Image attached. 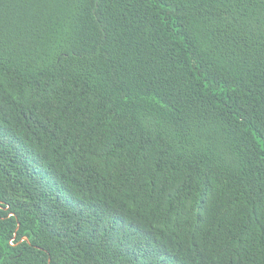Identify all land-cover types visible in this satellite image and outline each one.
<instances>
[{"label":"trees","instance_id":"16d2710c","mask_svg":"<svg viewBox=\"0 0 264 264\" xmlns=\"http://www.w3.org/2000/svg\"><path fill=\"white\" fill-rule=\"evenodd\" d=\"M0 264H264V0H0Z\"/></svg>","mask_w":264,"mask_h":264},{"label":"water","instance_id":"95a60500","mask_svg":"<svg viewBox=\"0 0 264 264\" xmlns=\"http://www.w3.org/2000/svg\"><path fill=\"white\" fill-rule=\"evenodd\" d=\"M26 240H28V239H26Z\"/></svg>","mask_w":264,"mask_h":264}]
</instances>
